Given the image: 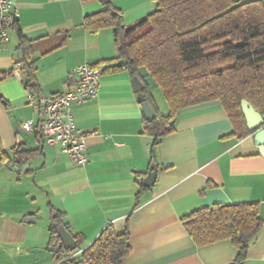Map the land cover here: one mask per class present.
<instances>
[{
  "label": "crops",
  "instance_id": "crops-1",
  "mask_svg": "<svg viewBox=\"0 0 264 264\" xmlns=\"http://www.w3.org/2000/svg\"><path fill=\"white\" fill-rule=\"evenodd\" d=\"M15 1L18 26L33 41L28 59L35 61L33 91L63 92L76 82L75 68L86 62L99 64L102 75L98 96L74 106L77 126L87 135L84 167L75 165L60 146L22 130L23 122L38 121L40 113L28 105L24 86L14 75L0 82L2 147L10 151L23 143L40 149L20 162L25 169L0 166V264H58V252L51 247L59 244L50 243L49 230L58 213L73 235H82L83 247L109 224L120 231L128 226L131 250L123 264H233L238 250L231 240L199 246L182 217L215 203L259 202L264 220L262 139L257 140L256 132L239 138L219 101L187 107L176 130L154 147L159 167L155 183L140 184L153 161V135L145 126L135 76L113 60L118 52L111 28L91 32L83 26L85 17L104 10L108 1L121 10L126 26H133L155 10L154 0ZM10 34V42L0 48L1 73L11 71L22 56L16 30ZM23 76L28 80L25 70ZM139 78L144 88L149 86L158 110L167 114L166 99L164 108L156 100L158 85ZM24 197H31L27 206ZM39 198L48 209L42 221L35 207ZM263 255L264 229L244 264H264Z\"/></svg>",
  "mask_w": 264,
  "mask_h": 264
},
{
  "label": "trees",
  "instance_id": "trees-1",
  "mask_svg": "<svg viewBox=\"0 0 264 264\" xmlns=\"http://www.w3.org/2000/svg\"><path fill=\"white\" fill-rule=\"evenodd\" d=\"M154 2L155 10L130 27L110 1L104 10L86 16L83 23L91 32L111 28L118 52L113 60L120 62L117 66L142 79L151 78L162 89L169 106L167 114L158 110L149 86L143 90L156 112L155 117L145 118L146 129L156 133L152 137V160L154 147L176 130L180 112L198 104L219 101L234 124L235 134L239 138L252 134L241 105L247 100L264 115L263 0ZM13 29L19 37L22 56L18 61L27 72L26 85L37 90L35 61H28L34 51L33 41L22 33L17 21ZM2 74L5 78L13 75V68ZM23 146L19 143L5 150L0 140V166L17 157L28 161L39 154L40 149L21 152ZM60 216L58 213L52 218L49 228L50 243L60 245L58 264H123L130 254L128 226L120 231L113 224L85 247L82 235L75 234L76 246L65 249L58 235V225L63 224ZM182 222L199 246L231 240L238 250L233 264H244L248 249L264 229L259 202L203 206L183 216Z\"/></svg>",
  "mask_w": 264,
  "mask_h": 264
},
{
  "label": "built area",
  "instance_id": "built-area-1",
  "mask_svg": "<svg viewBox=\"0 0 264 264\" xmlns=\"http://www.w3.org/2000/svg\"><path fill=\"white\" fill-rule=\"evenodd\" d=\"M18 16L19 6L15 0H0V48L10 42V32ZM23 65L15 62L13 75L23 84L28 105L38 110L41 117L38 121L23 122L22 130L38 133L46 143L60 146L75 165L84 167L89 160L87 135L77 126L74 106L98 96L102 69L82 63L75 68L77 80L74 84L61 93L41 95L26 85Z\"/></svg>",
  "mask_w": 264,
  "mask_h": 264
},
{
  "label": "water",
  "instance_id": "water-1",
  "mask_svg": "<svg viewBox=\"0 0 264 264\" xmlns=\"http://www.w3.org/2000/svg\"><path fill=\"white\" fill-rule=\"evenodd\" d=\"M104 2L106 0H103ZM4 79V75L0 72V82ZM134 87L135 90L138 91V100L142 105V109L146 118H153L156 116V112L152 105L150 104L146 94L144 93V84L140 80L138 76H135L134 79ZM0 97H2V93L0 92ZM242 110L243 114L247 120V127L249 130L256 132V137L258 139H262L259 143L260 151L264 155V115L257 111L255 107L247 100L242 101ZM155 132H152V135H155ZM27 147H22L20 149L21 152L26 151ZM17 165H13L14 162L9 160L6 162V166L9 168H13L14 170H20L21 168L25 169V166H20V158H16L14 160ZM158 165L155 160H153L149 166L148 172L145 177L139 178L138 182L140 184H144L147 187L152 186L157 178L158 174ZM58 235L61 238L62 245L65 249L74 248L76 246V238L63 224L58 225ZM60 249V245H55L51 247L52 251L58 252Z\"/></svg>",
  "mask_w": 264,
  "mask_h": 264
},
{
  "label": "rangeland",
  "instance_id": "rangeland-1",
  "mask_svg": "<svg viewBox=\"0 0 264 264\" xmlns=\"http://www.w3.org/2000/svg\"><path fill=\"white\" fill-rule=\"evenodd\" d=\"M154 81V80H153ZM155 83V82H154ZM156 84V83H155ZM154 84V85H155ZM157 85V84H156ZM155 87V89H154V93H155V96H156V100H157V102L160 104V107L161 108H164L165 106H164V104H163V101H165V97H164V94H163V92H162V90H161V88H159V86H154ZM164 99V100H163ZM23 138H26V136L24 135L23 136ZM28 197L27 198H25L24 197V199H23V203L22 204H25L26 206H27V201H31L30 199H31V197L28 199ZM38 201H37V203L35 204V207H36V210L39 212V214H40V220L42 221V220H44L43 218H46L47 216H48V209H47V207H46V205H45V202H44V199H42V198H39V199H37ZM40 224H41V222H40Z\"/></svg>",
  "mask_w": 264,
  "mask_h": 264
}]
</instances>
